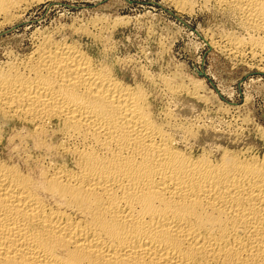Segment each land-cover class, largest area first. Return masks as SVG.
Returning a JSON list of instances; mask_svg holds the SVG:
<instances>
[{"label":"bare ground","instance_id":"6f19581e","mask_svg":"<svg viewBox=\"0 0 264 264\" xmlns=\"http://www.w3.org/2000/svg\"><path fill=\"white\" fill-rule=\"evenodd\" d=\"M27 1L0 0V20ZM213 1L253 35L223 51L264 56V0ZM33 48L0 66V123L39 153L0 131V264H264V156L183 149L78 45Z\"/></svg>","mask_w":264,"mask_h":264},{"label":"rangeland","instance_id":"374dc122","mask_svg":"<svg viewBox=\"0 0 264 264\" xmlns=\"http://www.w3.org/2000/svg\"><path fill=\"white\" fill-rule=\"evenodd\" d=\"M175 2L28 0L8 21L0 20V66L24 58L43 39L66 40L121 82L143 89L150 113L181 148L263 157L264 56L249 49L228 55L220 47L227 34L253 35L213 0H189L182 11ZM26 129L0 123L8 149L17 146L34 157L39 153Z\"/></svg>","mask_w":264,"mask_h":264}]
</instances>
